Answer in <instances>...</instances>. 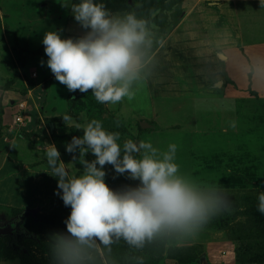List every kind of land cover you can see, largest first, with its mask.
Instances as JSON below:
<instances>
[{"label": "rangeland", "instance_id": "374dc122", "mask_svg": "<svg viewBox=\"0 0 264 264\" xmlns=\"http://www.w3.org/2000/svg\"><path fill=\"white\" fill-rule=\"evenodd\" d=\"M20 1L0 0L8 27L16 26L17 21L29 20V24L32 23L34 13L31 6L36 0ZM196 1L105 0V5L113 12L135 8L138 15L145 16L150 9H158L151 19L157 35L165 41L166 37L172 35L176 22ZM50 4L48 13L43 12L41 16L51 17L52 10L58 6L60 14L55 16L57 20L51 28L60 30L62 37H76L85 31L74 20L70 8L62 7L58 0H50ZM260 13L253 15L256 20L252 24L240 26L245 42L264 40V14L260 17ZM31 26L21 25L24 29L28 27L26 32L29 38L25 40L31 51L22 54V50H17L18 44L12 42L15 45L11 46L12 50L9 49L10 55L5 51L2 56L4 60H8L9 56L16 60L13 62L14 68L9 67V74L4 76L8 80L4 87L18 94L7 108H0V141L6 130L16 134L20 129V124L14 119L16 103L22 100L20 96L27 93V88L45 84V94L41 93L36 103L32 100L28 104L29 111L32 110L35 116L29 118L36 128L31 130L29 136L33 139L42 131L45 135L43 142H48V138L55 143L57 141L56 147L63 149V161L69 165L73 154L65 151V143L72 136L81 135L82 129L64 122L60 116L65 112L80 124L92 118L102 120L105 128L121 133V141L128 138L134 141L151 140L161 149L175 143L180 171L201 183H215L226 189L233 207L230 212L210 220L195 237L146 245L139 253L145 257L144 264H264V254L253 253L257 240L264 236L259 237L252 220L258 188L264 190V97L249 89L239 91L232 88L234 83L228 75L220 77V83L214 88L213 81L219 78L216 75L223 73V66L226 65L217 59L213 63L215 57L212 54L207 62L203 61L208 54L199 51V64L193 63L192 59L198 54L193 57L180 52V58L189 65H182L179 61L175 64V60L169 64L166 60V66L160 70L157 58L146 84L133 100L126 98V102L122 99L115 104L100 103L90 89L87 92L69 91L52 72L48 73L44 48L36 50L45 29ZM17 31L22 33L21 28ZM10 33L9 37L12 36ZM187 40H183L184 44L197 45V41L191 44V40ZM28 61L31 64L24 69L23 65ZM238 67L234 71L237 76L243 72ZM32 71L38 74L35 80L29 77ZM175 72L185 79L180 76L181 82L172 80L170 74ZM85 158L94 157L88 152ZM75 166L82 167L79 162ZM104 168L105 181L112 188L138 182L115 173L110 164L104 165ZM55 190V176L27 174L24 168L8 162L5 150L0 147V228L10 227L8 233L0 234L2 264H48L45 242L50 233L66 230L64 219L70 211V206L63 203ZM239 227L247 232L245 239L237 236ZM257 234V238L248 239ZM42 246L44 248H40ZM117 247L120 254L117 258L122 264H126L129 256L136 254L125 243V250L120 244Z\"/></svg>", "mask_w": 264, "mask_h": 264}, {"label": "clouds", "instance_id": "9594fccd", "mask_svg": "<svg viewBox=\"0 0 264 264\" xmlns=\"http://www.w3.org/2000/svg\"><path fill=\"white\" fill-rule=\"evenodd\" d=\"M58 2L70 8L85 31L62 37L58 29L45 30L41 42L56 80L69 91L90 89L100 103L133 100L150 76L155 49L165 43L151 19L158 9L145 16L135 8L113 12L105 0ZM60 117L82 134L65 143V151L73 154L70 165L54 142H43L42 158L57 178L55 191L70 206L66 230L50 233L45 242L48 264H122L114 254L121 242L136 253L126 264H144L139 253L146 245L195 237L214 217L232 210L226 189L180 171L175 143L161 149L151 140L121 141V133L105 128L100 119L80 124L68 112ZM88 152L93 159L85 158ZM106 164L138 182L110 187ZM256 210L264 215V190L259 188Z\"/></svg>", "mask_w": 264, "mask_h": 264}, {"label": "crops", "instance_id": "0c3cea01", "mask_svg": "<svg viewBox=\"0 0 264 264\" xmlns=\"http://www.w3.org/2000/svg\"><path fill=\"white\" fill-rule=\"evenodd\" d=\"M49 6H51L50 0H36L34 2L33 6H31L34 13L31 27L34 26V29H38V26H41L39 29H53L51 27H53L55 20H57L55 16L59 15L60 12L58 6H56L51 12V17H42L41 14L43 12L48 13ZM20 8L18 11H20ZM260 8L263 9L264 4H259V0L196 1L191 9L177 21V25L173 29L172 35L166 37L164 45L159 46L157 52H155V60L158 58L160 70L166 66V60L169 61V64L172 60H175V64L176 61H179L182 65L183 63L184 65H189L185 59L180 58V52L186 55H192L193 57L198 54L197 57L195 56L192 58L193 63L195 62V64H199L201 60V57H199V51L204 53L207 52L208 55L206 60L203 61L207 62L209 57L214 55L215 58L212 60L213 63L216 62L217 59L222 62V65H226L223 66V73L216 75L219 78L214 80L215 82L213 81L214 88L220 83V77L228 75L234 83L232 84V88L235 87L239 91H246L249 89L258 93L261 97H264V40L245 42L246 38L240 31V26H242V24L249 25L252 24L251 22L253 20H256L254 16L257 15V13L261 12L260 17L264 14V12L262 13L264 9L260 11ZM36 14H38L37 18L35 17ZM5 17L6 15L4 14V11L0 7V40H2V43L0 42V108L3 109L7 108L9 104L14 101L18 93L11 91L9 88L5 89L4 87L5 83L8 81L4 76L9 74V67L12 66V68H14L13 62L16 60H12L11 56H9L8 60H4L2 56H4L5 51L10 55L9 49H11V46L15 45H12V42L18 44L19 48H17V50H22V54L31 51L28 50L27 41L25 40L26 38H29V33L26 32L28 27L25 29L21 27L22 24H27L28 26L31 25L29 24L30 21H17L16 26L14 24L8 27L4 21ZM49 21L53 22L48 23ZM18 28L22 29V33L17 31ZM10 32L12 33L11 37H9ZM203 36L204 41H201ZM193 37L195 38L194 40L191 39ZM187 39L191 40L189 41L191 44L192 42L197 41V45H188V43L184 44L183 40ZM177 46H181V48H177ZM41 48H44L42 42L38 44L36 50ZM23 49L27 50L23 51ZM30 61L24 63V69L27 64H31ZM46 67L48 68V73H51L47 64ZM236 67H238L240 71H243L242 75L237 76V74H235L234 71H236ZM30 69H33V66H30ZM32 72L36 73V71ZM32 72H30L29 77L34 80L37 79L38 74L36 73L37 76L32 77ZM170 75L173 76L171 79L175 82H178V80L181 82L182 79H180V76L184 78L182 74L180 76L176 75V72L175 74ZM44 85L45 84H37L31 88H27V93L25 95H19L22 97V100L16 103L15 114L18 111V103H23L24 121L19 123L20 129L16 134H12V132L7 130L6 132L4 131L5 133L0 141V147L5 150V159L16 167L20 166L24 168L27 174L54 177L48 172L45 160L42 158L44 133H42V131L38 132L39 135L34 136L33 139L32 136H29L31 130H35L36 128H34L35 126L32 124V120H30L31 115L33 117L35 116L34 113H32V110L29 111L28 104L32 100L33 103H36L39 95L41 93L45 94L46 88ZM175 90L177 91L179 89ZM179 92L182 93L180 90ZM124 101L126 102V98ZM28 111L30 115L28 114ZM27 121L31 122L28 123ZM2 122L4 123L3 120ZM19 132H22L25 137L19 136ZM45 141L47 140L45 139ZM48 142H53V140L48 138ZM58 150L60 152V158L63 160V149L58 148Z\"/></svg>", "mask_w": 264, "mask_h": 264}, {"label": "trees", "instance_id": "16d2710c", "mask_svg": "<svg viewBox=\"0 0 264 264\" xmlns=\"http://www.w3.org/2000/svg\"><path fill=\"white\" fill-rule=\"evenodd\" d=\"M177 23V22H176ZM18 135L19 136H21V137H25V135L24 134H22V132H19L18 133ZM255 207H256V204L254 205V209H255ZM252 220H253V225L254 226H257L256 227V229L255 230H257V232H259V234H260V236H259V234H257V236H251L250 238H248V239H250V240H252V239H254V238H257L258 236L259 237H263L264 236V215H262L261 213H259L256 209H255V212L253 213V217H252ZM263 221L262 222V224H261V226H258L259 224H260V221ZM242 227H243V225H242ZM237 236H239L241 239H245L244 237V235H245V233H247L245 230H243L241 227H239L238 229H237ZM120 246H121V248L123 249V250H125V247H124V243L123 242H121L120 243ZM40 248H44V246H42V247H40ZM118 247H117V245L114 247V254L118 257L120 254H119V251H118ZM254 252L253 253H256V255H263L264 254V238L263 239H261L260 240V238H259V240H257V242H256V245L254 246Z\"/></svg>", "mask_w": 264, "mask_h": 264}, {"label": "built area", "instance_id": "2783aa9c", "mask_svg": "<svg viewBox=\"0 0 264 264\" xmlns=\"http://www.w3.org/2000/svg\"><path fill=\"white\" fill-rule=\"evenodd\" d=\"M31 76L32 77H36L37 74L35 72H32L31 73ZM23 110H24L23 103H21V102L18 103V111L16 112L15 117H14L15 121L18 122V123L24 121V118H23Z\"/></svg>", "mask_w": 264, "mask_h": 264}, {"label": "water", "instance_id": "95a60500", "mask_svg": "<svg viewBox=\"0 0 264 264\" xmlns=\"http://www.w3.org/2000/svg\"><path fill=\"white\" fill-rule=\"evenodd\" d=\"M9 230H10V227L0 228V234H6L9 232Z\"/></svg>", "mask_w": 264, "mask_h": 264}]
</instances>
